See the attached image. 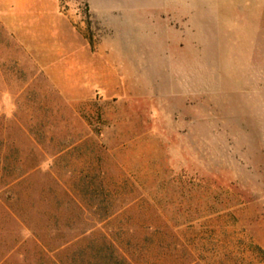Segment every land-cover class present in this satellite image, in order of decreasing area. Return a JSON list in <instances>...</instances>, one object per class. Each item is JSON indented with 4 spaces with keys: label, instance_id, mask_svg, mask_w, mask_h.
I'll use <instances>...</instances> for the list:
<instances>
[{
    "label": "rangeland",
    "instance_id": "1",
    "mask_svg": "<svg viewBox=\"0 0 264 264\" xmlns=\"http://www.w3.org/2000/svg\"><path fill=\"white\" fill-rule=\"evenodd\" d=\"M46 1L114 77L0 22V264H264V0Z\"/></svg>",
    "mask_w": 264,
    "mask_h": 264
},
{
    "label": "crops",
    "instance_id": "2",
    "mask_svg": "<svg viewBox=\"0 0 264 264\" xmlns=\"http://www.w3.org/2000/svg\"><path fill=\"white\" fill-rule=\"evenodd\" d=\"M47 3L46 0H0V22L5 30L24 44L31 45V40L41 38L65 47L57 52L65 55L59 59L60 66L46 67L47 74L59 78L58 86L65 93L74 94L76 98L92 96L97 88L114 77L113 64L108 58H102L100 50L94 52L89 45H75L72 38L68 39L67 35H72V28L67 30L64 15L58 7L47 6ZM68 41L70 43L67 45ZM50 42L48 44L52 45ZM20 153L26 172L40 168L29 160L30 153L26 149Z\"/></svg>",
    "mask_w": 264,
    "mask_h": 264
},
{
    "label": "trees",
    "instance_id": "3",
    "mask_svg": "<svg viewBox=\"0 0 264 264\" xmlns=\"http://www.w3.org/2000/svg\"><path fill=\"white\" fill-rule=\"evenodd\" d=\"M10 212H11L12 216H14L15 218H17L19 220V217H18V215H16L15 211H10ZM19 221L26 226L25 221H23V220H19ZM26 228L28 229V227H26ZM28 230H30V229H28Z\"/></svg>",
    "mask_w": 264,
    "mask_h": 264
}]
</instances>
